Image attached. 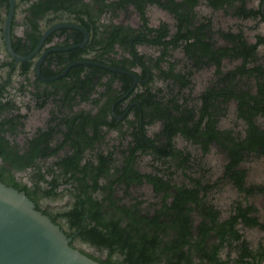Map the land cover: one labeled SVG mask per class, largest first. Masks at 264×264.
I'll use <instances>...</instances> for the list:
<instances>
[{
  "label": "flooded vegetation",
  "instance_id": "obj_1",
  "mask_svg": "<svg viewBox=\"0 0 264 264\" xmlns=\"http://www.w3.org/2000/svg\"><path fill=\"white\" fill-rule=\"evenodd\" d=\"M0 182L100 263L264 264V0H0Z\"/></svg>",
  "mask_w": 264,
  "mask_h": 264
},
{
  "label": "water",
  "instance_id": "obj_2",
  "mask_svg": "<svg viewBox=\"0 0 264 264\" xmlns=\"http://www.w3.org/2000/svg\"><path fill=\"white\" fill-rule=\"evenodd\" d=\"M69 240L24 192L0 182V264H104Z\"/></svg>",
  "mask_w": 264,
  "mask_h": 264
},
{
  "label": "trees",
  "instance_id": "obj_3",
  "mask_svg": "<svg viewBox=\"0 0 264 264\" xmlns=\"http://www.w3.org/2000/svg\"><path fill=\"white\" fill-rule=\"evenodd\" d=\"M92 236L97 243H101L104 245L111 244V242H110L111 237H108L101 232L94 233ZM104 264H106V263H104Z\"/></svg>",
  "mask_w": 264,
  "mask_h": 264
}]
</instances>
